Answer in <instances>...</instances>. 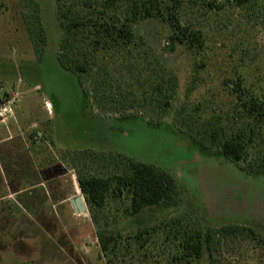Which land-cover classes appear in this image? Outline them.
Wrapping results in <instances>:
<instances>
[{
  "label": "rangeland",
  "instance_id": "rangeland-1",
  "mask_svg": "<svg viewBox=\"0 0 264 264\" xmlns=\"http://www.w3.org/2000/svg\"><path fill=\"white\" fill-rule=\"evenodd\" d=\"M139 1L0 0V102L15 100L0 122V264H79L76 239L92 264H264V172L238 168L264 162V0H183L198 45L170 41L159 15L133 20ZM57 5L82 25L66 35L86 57L81 77L59 66ZM122 23L130 37L104 35ZM236 137L235 165L218 144ZM121 155L168 171L179 192L133 213L113 187L93 222L76 178L122 174ZM76 195L88 216L70 209ZM195 229L212 233L198 258L185 255Z\"/></svg>",
  "mask_w": 264,
  "mask_h": 264
},
{
  "label": "trees",
  "instance_id": "trees-1",
  "mask_svg": "<svg viewBox=\"0 0 264 264\" xmlns=\"http://www.w3.org/2000/svg\"><path fill=\"white\" fill-rule=\"evenodd\" d=\"M56 1L58 2V0ZM236 2L239 5H255L254 0H236ZM182 3L183 0H141L139 2H134L131 18L136 20L140 15L144 17H156L159 15L173 30V35L170 37V41L180 44L198 45L201 43L199 34L190 31L186 25H182L179 21L177 12L182 7ZM57 9L59 28L65 33V37H63L60 45L61 51L57 56L59 66L75 73L78 77H81V75L87 71L86 57H84V54L82 53H79V55L74 54V56L70 55L69 48L72 46L69 41L70 37H67L66 35L70 34L72 29H76L82 25L78 21L72 19L67 21V23L62 21L64 17L62 16L63 12L59 11L58 5ZM102 31H104V35L110 38L125 39L131 36L132 30L129 25L122 23L119 25L105 24L102 27ZM34 41L36 43L43 42L42 31L36 33ZM168 44L169 47L172 48V43L168 42ZM232 85L231 86L235 92L240 91L241 88L238 83H233ZM247 105L248 106L246 107H248L251 112L259 110L262 106L261 103L256 101H252ZM218 150L223 157L235 165L242 161L246 154L244 142L238 137L224 139L218 144ZM120 158L123 162V173L120 175L103 177L79 174L76 178L78 188L90 207L89 215L93 222H96V218L91 212L92 207H101L105 201L107 193L111 191L113 187L118 190L117 193H121L122 190L127 192L130 197V210L133 213H138L146 206L157 205L160 203L170 204L173 201L174 195L179 192L177 182H175L174 178L168 171H165L152 163L138 160L132 156L121 155ZM238 168L251 173H261L264 172V162L255 165L247 164L246 166H240ZM254 169L257 171H252ZM32 209L35 208L32 206V208L28 210ZM219 229L223 233H231L237 229V227L226 225ZM105 235L104 232H99L97 234L99 248L102 254H106L109 244L111 243V238ZM211 237V232L208 231L202 236L200 230L195 229L194 232L189 235L188 241L185 244V255L196 258L200 257L202 246L205 244L208 247Z\"/></svg>",
  "mask_w": 264,
  "mask_h": 264
},
{
  "label": "water",
  "instance_id": "water-1",
  "mask_svg": "<svg viewBox=\"0 0 264 264\" xmlns=\"http://www.w3.org/2000/svg\"><path fill=\"white\" fill-rule=\"evenodd\" d=\"M77 192H80L79 188H76ZM68 202L76 215L88 216L84 199L81 195H76L68 199Z\"/></svg>",
  "mask_w": 264,
  "mask_h": 264
},
{
  "label": "built area",
  "instance_id": "built-area-1",
  "mask_svg": "<svg viewBox=\"0 0 264 264\" xmlns=\"http://www.w3.org/2000/svg\"><path fill=\"white\" fill-rule=\"evenodd\" d=\"M13 98H5L0 102V122H3L6 118L13 114Z\"/></svg>",
  "mask_w": 264,
  "mask_h": 264
},
{
  "label": "crops",
  "instance_id": "crops-1",
  "mask_svg": "<svg viewBox=\"0 0 264 264\" xmlns=\"http://www.w3.org/2000/svg\"><path fill=\"white\" fill-rule=\"evenodd\" d=\"M33 156H34V154H33ZM58 203L60 204V201ZM70 209L72 210L71 206H70ZM72 212H73V210H72ZM73 214H74V212H73ZM73 241L75 243L74 247L77 248L80 251L79 253H81V256L78 255V258H79V260H78L79 262L78 263L79 264H85V262L83 261V259L85 258L87 263L92 264V260L88 256H87V258L85 257V255H86L85 246H83V244L79 241V239H76V240H73Z\"/></svg>",
  "mask_w": 264,
  "mask_h": 264
}]
</instances>
